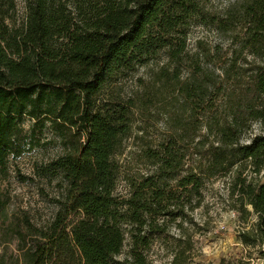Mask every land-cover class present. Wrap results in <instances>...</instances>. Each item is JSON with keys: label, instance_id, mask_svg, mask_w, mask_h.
I'll list each match as a JSON object with an SVG mask.
<instances>
[{"label": "trees", "instance_id": "16d2710c", "mask_svg": "<svg viewBox=\"0 0 264 264\" xmlns=\"http://www.w3.org/2000/svg\"><path fill=\"white\" fill-rule=\"evenodd\" d=\"M26 11L20 22L16 0H0V234L5 249L16 244L0 264H152L160 239L174 244L169 264H190L185 225L199 227L218 179L239 241L264 258V0L221 19L205 0H26ZM196 25L228 36L220 73L203 66L211 52L189 53ZM142 69L144 91L128 94ZM153 108L165 131L141 147L146 171L125 175L126 142ZM52 145L60 153L36 161L33 176L17 173L21 183L56 180V212L42 223L10 213L1 190L10 159Z\"/></svg>", "mask_w": 264, "mask_h": 264}, {"label": "rangeland", "instance_id": "374dc122", "mask_svg": "<svg viewBox=\"0 0 264 264\" xmlns=\"http://www.w3.org/2000/svg\"><path fill=\"white\" fill-rule=\"evenodd\" d=\"M248 0H205L209 12L215 17H226L227 12L236 9ZM19 21L22 22L27 14L26 0H16ZM189 53L191 55L200 54L204 51L211 52L204 67L214 69L220 73L226 67L228 58L231 56V44L228 36L215 31L213 26H194L189 35ZM253 60V58H250ZM165 61L163 57L158 63L151 64L150 69L157 70ZM257 63L264 60L256 59ZM186 77V73L185 76ZM142 79V80H140ZM149 82V74L141 70L135 77L127 81L125 90L128 94L144 91L142 84ZM165 118L163 115L152 109L145 115H138L133 136L126 142L124 156L122 158L123 171L126 173H136L146 171V167L139 159L141 147L146 141H156L165 131ZM28 125V120L26 121ZM251 134H246L243 141L247 142L256 133L260 132V127L255 124ZM144 137V138H143ZM145 139V140H144ZM60 153L57 146H48L42 150H35L25 154L18 160L10 159L9 171L1 185V190L8 200V210L10 213H19L21 210L30 212L31 217L37 223L48 221L56 212V204L52 198L59 193L57 181L49 184L45 180H38L37 183H21L18 180L17 170L23 175L33 176V165L36 161L48 160ZM44 187L45 192L40 191ZM222 179L216 180L213 184L207 185L206 199L204 207L196 213V222L199 227L195 228L191 224H186L184 233L193 239L194 258L190 264H229L240 259L251 261L252 264H264V258L257 249L248 248L241 244L238 239L241 224L237 216L229 211L227 205V192ZM126 183L122 180L119 186L120 193H126ZM170 241L178 239L179 230L174 225L168 231ZM0 234V254L5 251L7 257L12 259L16 253V244H10L7 249L3 246ZM161 239L157 240L149 252V261L152 264H169L172 259L171 251L174 244L166 245ZM5 249V250H4ZM264 249V248H263ZM126 248L122 259L125 257ZM12 261V260H11Z\"/></svg>", "mask_w": 264, "mask_h": 264}]
</instances>
